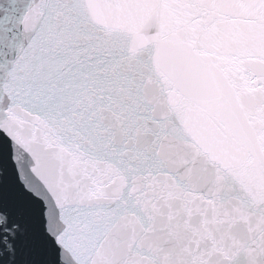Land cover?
<instances>
[{
    "label": "snow or ice",
    "instance_id": "snow-or-ice-1",
    "mask_svg": "<svg viewBox=\"0 0 264 264\" xmlns=\"http://www.w3.org/2000/svg\"><path fill=\"white\" fill-rule=\"evenodd\" d=\"M0 264H264V0H0Z\"/></svg>",
    "mask_w": 264,
    "mask_h": 264
}]
</instances>
